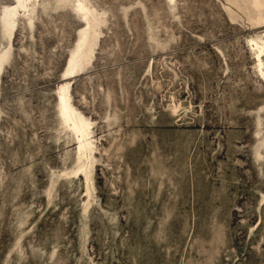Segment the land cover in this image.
Returning a JSON list of instances; mask_svg holds the SVG:
<instances>
[{
  "label": "rangeland",
  "instance_id": "rangeland-1",
  "mask_svg": "<svg viewBox=\"0 0 264 264\" xmlns=\"http://www.w3.org/2000/svg\"><path fill=\"white\" fill-rule=\"evenodd\" d=\"M264 0H0V264H264Z\"/></svg>",
  "mask_w": 264,
  "mask_h": 264
},
{
  "label": "bare ground",
  "instance_id": "bare-ground-1",
  "mask_svg": "<svg viewBox=\"0 0 264 264\" xmlns=\"http://www.w3.org/2000/svg\"><path fill=\"white\" fill-rule=\"evenodd\" d=\"M258 49H259V52H260V54L258 56V60H259V62H262V56L264 55V48L258 47Z\"/></svg>",
  "mask_w": 264,
  "mask_h": 264
}]
</instances>
